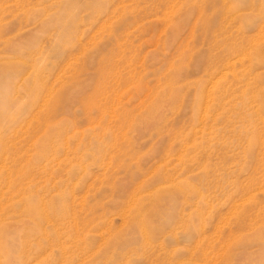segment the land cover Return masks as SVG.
I'll list each match as a JSON object with an SVG mask.
<instances>
[{
	"label": "rangeland",
	"instance_id": "rangeland-1",
	"mask_svg": "<svg viewBox=\"0 0 264 264\" xmlns=\"http://www.w3.org/2000/svg\"><path fill=\"white\" fill-rule=\"evenodd\" d=\"M0 264H264V0H0Z\"/></svg>",
	"mask_w": 264,
	"mask_h": 264
},
{
	"label": "bare ground",
	"instance_id": "bare-ground-1",
	"mask_svg": "<svg viewBox=\"0 0 264 264\" xmlns=\"http://www.w3.org/2000/svg\"><path fill=\"white\" fill-rule=\"evenodd\" d=\"M233 65V64H232ZM2 167V166H1Z\"/></svg>",
	"mask_w": 264,
	"mask_h": 264
}]
</instances>
